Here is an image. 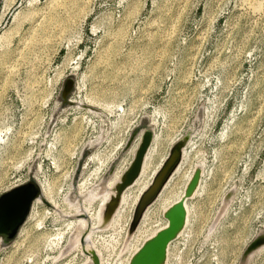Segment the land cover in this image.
Segmentation results:
<instances>
[{"label": "rangeland", "instance_id": "obj_1", "mask_svg": "<svg viewBox=\"0 0 264 264\" xmlns=\"http://www.w3.org/2000/svg\"><path fill=\"white\" fill-rule=\"evenodd\" d=\"M262 1L0 0V195L35 178L59 205L47 213L38 203L0 244V264L70 262L69 222L96 216L103 182L147 128L162 138L154 164L192 130L171 189L204 169L170 264H242L248 246L264 242ZM159 206L156 230L166 223ZM128 209L91 240L110 264L124 258ZM246 264H264V244Z\"/></svg>", "mask_w": 264, "mask_h": 264}, {"label": "water", "instance_id": "obj_2", "mask_svg": "<svg viewBox=\"0 0 264 264\" xmlns=\"http://www.w3.org/2000/svg\"><path fill=\"white\" fill-rule=\"evenodd\" d=\"M70 84V85H69ZM74 85V78H67L64 85V94ZM192 130H188L179 140H177L170 149V152L163 162L161 168L156 172L151 184L141 194L133 213L129 232L132 233L139 222L141 221L143 214L147 207L155 200L162 187L177 167L183 154V148L187 145ZM154 131L151 128H147L143 131L141 141L135 151L133 159L128 168L123 172L121 179L115 185V194L107 203L104 210V224L111 219L120 197L123 191L139 176L145 156L151 145ZM202 167L198 165L189 180L184 193L181 198L171 204L164 213L168 223L158 229L153 235L147 238L140 248L133 254L129 264H164L167 258L168 247L170 242L175 239L180 231L183 229L187 218L186 201L193 195L197 188L201 175ZM106 180V179H105ZM104 183V182H103ZM103 186V184H102ZM41 197L43 202L48 206H53L47 198L43 195L42 186L35 178H31L26 182L20 183L11 189L3 192L0 195V238L1 243H7L11 241L18 233L20 227L27 219L31 210L33 201ZM79 216L88 220V225L85 228L82 236L81 243L83 250L90 254L91 261L82 264H100V257L98 252L94 248H87V234L91 229V221L89 216L85 213ZM104 226V225H103ZM263 235L258 236L247 248L242 264H246L250 254L259 246L263 245L261 238Z\"/></svg>", "mask_w": 264, "mask_h": 264}, {"label": "bare ground", "instance_id": "obj_3", "mask_svg": "<svg viewBox=\"0 0 264 264\" xmlns=\"http://www.w3.org/2000/svg\"><path fill=\"white\" fill-rule=\"evenodd\" d=\"M255 1L259 3L262 0L261 1L260 0H255ZM4 34L5 33H3V36H4ZM9 35H10V33H9ZM7 37H8V35H7ZM6 39H9V38H6ZM9 129H11V128H8V130ZM3 131H5V130L4 129H0V139L3 138V134H2ZM142 135H143V132L132 143V145L130 146V149L128 150L129 152H128L127 158L124 159V161L121 164L118 165V167L116 168V170L114 172V175H113L114 177H111L110 180H109V182L104 181L103 186H101V192L103 193V195H102V197H100L101 198V201L99 200L100 201V207L98 209L99 211L97 210L98 212H97L96 216L94 217L92 213L89 214L90 217H91V229L89 230V232L87 234V237H86L87 238L86 247L87 248H94L98 252L99 257H100V264H110V261H109V258H107L102 253V250H100L96 246L95 241H94V244L95 245L94 244L92 245V243H91V240L93 239V237L95 236V234L97 232H99L98 229H100V231H101L103 229L107 230L106 228H108V227L115 228V227L119 226L121 224V222H122L123 214H125L126 208L129 206V209H128L129 210L128 217H127V220H125L126 221L125 224L123 225V230H125V232H127V235H126V238H125L124 244H123V250H125L124 251L125 254H124V258L121 261L118 262V264H129V262H130V260H131V258L133 256V254L140 248V246L143 244V242L147 238H149L151 235H153L158 229L164 227L168 223L167 218H165V216H164L165 211L167 210V208L171 204H173L175 201H177L179 198L182 197V195L184 193V190H185V188H186L189 180L191 179V177H192V175H193V173L195 171V168L198 166L197 165L196 167H194L193 171L189 172L186 175V179H185L186 181L184 182V185L181 188V190L175 191V190H173V189L170 188V184H171L173 178L181 171L182 167L184 166L185 159H186L187 148H188L189 144H191V138H190L189 141H188V143H187V145L183 148V154H182L181 160L178 163L177 167L174 169V171L172 172V174L170 175V177L168 178V180L166 181V183L162 187L161 191L159 192V194L157 195V197L155 198V200L145 210V212L143 214V217H142L141 221L139 222L138 226L136 227V229L132 233H130L129 232V228H130L131 220L133 218V213H134V210H135V206H136V204H137V202H138L141 194L151 184V182H152V180H153L156 172L161 168L163 162L167 158L166 155L164 156V154H163L162 155L163 157L160 158L157 161L156 164H154L155 156H156V154L159 153V150H160L161 145H162V138H161L160 133L159 132L154 133L153 134V139H152L151 145H150V147H149V149L147 151V154L145 156V160H144V163H143V167H142V170H141L139 176L134 181V183H132L131 185H129L123 191L122 196L120 197L119 203L117 204V207H116V209H115V211H114L111 219L105 225L104 224V210H105V208H106L107 203L109 202V200L115 194V188H114L115 185L121 179V176H122L123 172L126 170V168H128L129 164L131 163V161L133 159V156L135 154V151H136V149H137V147H138V145H139V143L141 141ZM179 139H180V137L177 138V139H175L174 142H176ZM29 156H30V152H29ZM202 169H203V167H202ZM203 173H204V169L202 170V175H201L199 184H198L197 188L195 189V192L186 201L187 218H186L185 225H184L183 229L180 231L179 235L170 242L169 247H168L167 258H166V261H165L164 264H170V260H171V249H172L173 244H175L176 242H178V240L182 236H184L186 234L187 230H188V226H189L190 220H191L190 200L192 198H194L200 192V190H201V187H202V184H203V180H204ZM16 184L18 185V183H15V184L11 185V187H9V188L11 189L12 186L14 187V186H16ZM80 184H81V187L83 189L84 186H85V184H86V180L82 181ZM42 190H43V195L45 196V198H47V200L53 206L52 207L51 206H48L47 204H45L43 202V200H42L41 197H37L33 201L31 210H30L29 215L27 217L28 219L31 218V217L33 218V216L35 215V209H36V206H37L38 203H41V204L45 205V208L47 210V213H50L52 210H54V212H59V211H57V209H58L57 206H59V205L56 206V203H55L56 201L54 202L53 195L50 192H48L45 189H43V187H42ZM99 194H100V192H99ZM91 195H92V192H91ZM93 197H95V196H93ZM77 199H78V197H77ZM158 205H160L159 206V209L161 210V213L163 214L164 221L166 223L163 226H161L160 228H158L156 230L157 227L154 228V227H150L149 226V224H150L149 220H150V213H151L152 208L157 207ZM79 217L80 218H75V219H73V220H71L69 222V227L72 228V233H71V235H69L70 237H69L68 243H67L64 251L65 250H69V251H72L73 250V252L75 254L70 258V260H69L70 262H66L64 264H76L75 263V259L77 258V256L79 254H81L80 259H81L82 263L90 262L91 261L90 254H87L83 250V245H82L81 240H80L81 239V236H82V234H83V232L85 230V228L88 225V222H87V219L86 218H83L81 216H79ZM40 222L37 223V225H40L41 226V223ZM127 229H128V231H127ZM20 233H22V232H20ZM66 233H67L66 231H59V232H57L56 235H55V237L54 238L52 237V239L50 240L51 243H57V245L60 244V243H63L64 242V238L66 237ZM261 240L263 242V238H261ZM0 241H1V238H0ZM48 243H49V241H48ZM0 244H2V243L0 242ZM52 247H53V245H52ZM58 247H59V245H58ZM82 263H80V264H82Z\"/></svg>", "mask_w": 264, "mask_h": 264}]
</instances>
